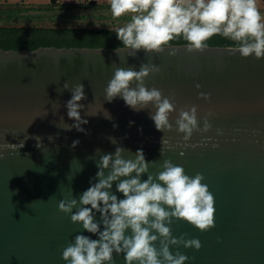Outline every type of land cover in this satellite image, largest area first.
Returning <instances> with one entry per match:
<instances>
[{"label": "water", "instance_id": "95a60500", "mask_svg": "<svg viewBox=\"0 0 264 264\" xmlns=\"http://www.w3.org/2000/svg\"><path fill=\"white\" fill-rule=\"evenodd\" d=\"M119 48L0 49V264H66L62 252L77 234L96 238L59 202L78 198L95 178L99 156L117 147L131 159L142 149L155 161L153 175L165 160L189 176L201 173L213 194L214 227L200 230L182 219L171 224L173 236L198 238L201 248L171 246L173 254L187 255L186 264H264V58L242 57L234 46L189 52L186 44H173L151 56L143 50L119 56ZM146 62L161 69L148 86L174 98L173 125L180 109L197 105L201 127L204 118L212 125L208 132L185 142L175 127L156 129L154 109L105 99L116 67ZM66 81L85 86L84 131L63 127L74 123ZM114 264H125L123 254L114 253Z\"/></svg>", "mask_w": 264, "mask_h": 264}, {"label": "clouds", "instance_id": "9594fccd", "mask_svg": "<svg viewBox=\"0 0 264 264\" xmlns=\"http://www.w3.org/2000/svg\"><path fill=\"white\" fill-rule=\"evenodd\" d=\"M110 11L113 18L130 14L128 22L115 30L122 45L115 50L119 56L122 51L137 56L140 50L147 56L158 54L177 39L186 42L189 52H202L219 35L234 42L242 57L264 58V15L257 0H110ZM160 70L151 62L141 63L138 69L116 67L104 88L105 99L122 98L136 111L154 109L150 118L156 129L164 133L175 127L185 142L194 132H208L212 125L204 118L201 127L197 105L180 109L173 125L174 98L147 84ZM63 88L72 93L66 108L74 121L63 127L84 131L82 125L88 121L81 115L85 106L80 102L86 98L85 86L66 81ZM198 95L209 97L204 92ZM78 143L74 141L73 146ZM162 143L167 144L163 137ZM124 153L123 147H117L113 153L100 155L90 186L78 198L59 202L60 210L71 213L74 223L96 237L77 234L74 243L64 248L63 259L66 264H114L115 253L123 254L125 264H186L189 257L180 251L173 254L171 246L183 244L199 250L201 241L173 236L171 224L182 219L200 230L214 227V196L202 183L203 175L189 176L171 160H165L153 175L150 164L155 161H148L142 149L136 150L134 159L125 158Z\"/></svg>", "mask_w": 264, "mask_h": 264}, {"label": "rangeland", "instance_id": "374dc122", "mask_svg": "<svg viewBox=\"0 0 264 264\" xmlns=\"http://www.w3.org/2000/svg\"><path fill=\"white\" fill-rule=\"evenodd\" d=\"M257 6L264 15V0ZM129 19L113 18L110 0H0V25L118 28Z\"/></svg>", "mask_w": 264, "mask_h": 264}, {"label": "trees", "instance_id": "16d2710c", "mask_svg": "<svg viewBox=\"0 0 264 264\" xmlns=\"http://www.w3.org/2000/svg\"><path fill=\"white\" fill-rule=\"evenodd\" d=\"M54 6V5H53ZM66 7V6H63ZM90 7H93L91 5ZM68 8V7H67ZM117 28L106 27H56L39 25H0V49L20 51L40 47H122L117 39ZM186 44L182 39L171 45ZM210 46H234V42L216 35L208 41Z\"/></svg>", "mask_w": 264, "mask_h": 264}]
</instances>
